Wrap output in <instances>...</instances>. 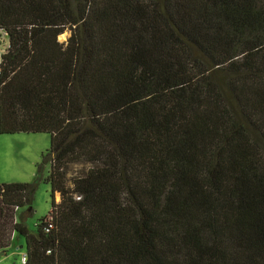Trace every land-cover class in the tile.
<instances>
[{
	"label": "trees",
	"instance_id": "trees-1",
	"mask_svg": "<svg viewBox=\"0 0 264 264\" xmlns=\"http://www.w3.org/2000/svg\"><path fill=\"white\" fill-rule=\"evenodd\" d=\"M0 29V134H49L51 199L29 228L41 174L0 183V248L264 264V0H0Z\"/></svg>",
	"mask_w": 264,
	"mask_h": 264
},
{
	"label": "rangeland",
	"instance_id": "rangeland-1",
	"mask_svg": "<svg viewBox=\"0 0 264 264\" xmlns=\"http://www.w3.org/2000/svg\"><path fill=\"white\" fill-rule=\"evenodd\" d=\"M69 31H64L58 36L59 41H65ZM8 39L6 33L0 29V54L6 49ZM50 146V136L44 132H18L14 134H0V183L33 182L37 173L41 174L34 198L30 207L31 214L25 219V223L32 228L40 217L45 216L50 210V187L44 181L50 169V162L44 161L43 156ZM82 165H72L67 177L68 183L76 173L82 169ZM59 193L54 194L55 201L59 200ZM29 208V207H28ZM19 215V212L17 216ZM12 246L5 256H0L10 264H21L20 256L25 252L24 239L13 236ZM16 239L21 248H15ZM1 252V251H0Z\"/></svg>",
	"mask_w": 264,
	"mask_h": 264
},
{
	"label": "crops",
	"instance_id": "crops-1",
	"mask_svg": "<svg viewBox=\"0 0 264 264\" xmlns=\"http://www.w3.org/2000/svg\"><path fill=\"white\" fill-rule=\"evenodd\" d=\"M12 241H13V239H12ZM18 242L19 241L16 239V246H15V248H21L22 247V245H18ZM11 246H12V242H11V245L9 247H7V248H0V251H1L0 252V256L8 255L7 254V250H9ZM0 264H10V262L9 261H5V259L3 257H0Z\"/></svg>",
	"mask_w": 264,
	"mask_h": 264
},
{
	"label": "built area",
	"instance_id": "built-area-1",
	"mask_svg": "<svg viewBox=\"0 0 264 264\" xmlns=\"http://www.w3.org/2000/svg\"><path fill=\"white\" fill-rule=\"evenodd\" d=\"M20 263L25 264L26 263V255L25 253H22L20 256Z\"/></svg>",
	"mask_w": 264,
	"mask_h": 264
}]
</instances>
